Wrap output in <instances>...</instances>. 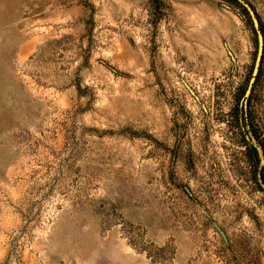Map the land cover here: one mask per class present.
I'll return each mask as SVG.
<instances>
[{"label":"rangeland","instance_id":"1","mask_svg":"<svg viewBox=\"0 0 264 264\" xmlns=\"http://www.w3.org/2000/svg\"><path fill=\"white\" fill-rule=\"evenodd\" d=\"M258 51L232 0H0V264H264Z\"/></svg>","mask_w":264,"mask_h":264},{"label":"water","instance_id":"2","mask_svg":"<svg viewBox=\"0 0 264 264\" xmlns=\"http://www.w3.org/2000/svg\"><path fill=\"white\" fill-rule=\"evenodd\" d=\"M236 3H238L240 6H242L247 13L249 14L253 26L255 28V31L257 32V36H258V40H259V51H258V56H257V60H256V65H255V70H254V75H253V79L247 89V93H246V98L245 101L247 102V99L249 98L252 88H253V83L255 81V78L259 72V68L262 62V58H263V54H264V36L263 33L261 31V26H260V22L259 19L257 17V14L255 12V10L253 9V7L246 1V0H233ZM192 92V90H191ZM216 229L219 231V233L223 236V238L227 241V235L225 234V232L222 230V228L217 224L214 223Z\"/></svg>","mask_w":264,"mask_h":264},{"label":"trees","instance_id":"3","mask_svg":"<svg viewBox=\"0 0 264 264\" xmlns=\"http://www.w3.org/2000/svg\"><path fill=\"white\" fill-rule=\"evenodd\" d=\"M232 2L236 3V2H235V1H233V0H232ZM236 4H237V5H239L238 3H236ZM240 7H242V6H240ZM242 8H243V7H242Z\"/></svg>","mask_w":264,"mask_h":264}]
</instances>
